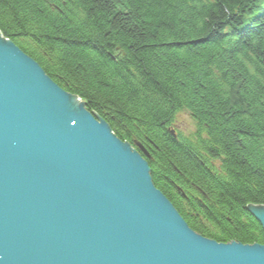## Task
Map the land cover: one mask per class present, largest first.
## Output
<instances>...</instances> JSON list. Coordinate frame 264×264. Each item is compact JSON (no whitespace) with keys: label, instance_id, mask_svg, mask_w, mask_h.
<instances>
[{"label":"trees","instance_id":"16d2710c","mask_svg":"<svg viewBox=\"0 0 264 264\" xmlns=\"http://www.w3.org/2000/svg\"><path fill=\"white\" fill-rule=\"evenodd\" d=\"M0 35L144 158L191 231L264 246L246 209L264 206V0H0Z\"/></svg>","mask_w":264,"mask_h":264},{"label":"water","instance_id":"95a60500","mask_svg":"<svg viewBox=\"0 0 264 264\" xmlns=\"http://www.w3.org/2000/svg\"><path fill=\"white\" fill-rule=\"evenodd\" d=\"M0 264H264V246L191 231L144 158L0 35Z\"/></svg>","mask_w":264,"mask_h":264},{"label":"rangeland","instance_id":"374dc122","mask_svg":"<svg viewBox=\"0 0 264 264\" xmlns=\"http://www.w3.org/2000/svg\"><path fill=\"white\" fill-rule=\"evenodd\" d=\"M171 129L183 136H187L193 133L194 123L186 112H180L175 116Z\"/></svg>","mask_w":264,"mask_h":264}]
</instances>
